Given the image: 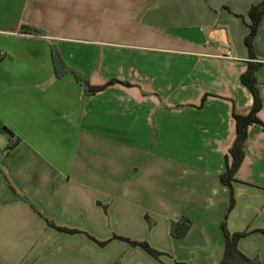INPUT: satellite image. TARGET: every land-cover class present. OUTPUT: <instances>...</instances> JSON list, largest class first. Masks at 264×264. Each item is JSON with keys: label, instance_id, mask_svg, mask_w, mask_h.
I'll return each instance as SVG.
<instances>
[{"label": "crops", "instance_id": "0c3cea01", "mask_svg": "<svg viewBox=\"0 0 264 264\" xmlns=\"http://www.w3.org/2000/svg\"><path fill=\"white\" fill-rule=\"evenodd\" d=\"M263 2L0 0V264H264Z\"/></svg>", "mask_w": 264, "mask_h": 264}, {"label": "trees", "instance_id": "16d2710c", "mask_svg": "<svg viewBox=\"0 0 264 264\" xmlns=\"http://www.w3.org/2000/svg\"><path fill=\"white\" fill-rule=\"evenodd\" d=\"M262 7H264V2L261 4ZM256 23L253 22L250 26L249 34L246 36L245 41L246 45L249 47L251 39L253 37ZM20 31L22 33L26 34H34L38 35L40 33V30L33 26L28 25H21ZM53 60L55 61V53L52 52ZM255 67H250V70L248 69L244 74L240 75V80L250 89V91L254 95V104L248 114H234V119L236 123V137L235 140L229 149L230 155L232 156V161L228 167H226V170L223 175H221V180L224 183H227V177L232 176L237 167L239 166L242 157H243V146L244 142L246 140V129L247 126L250 123H258L261 124L264 127V124L257 118V112L260 109V104H257V92L256 88L254 87V80H253V71ZM74 74L76 80L85 88L86 91H90L92 93L97 92L102 87H92L88 85L87 80L77 71L73 69H69ZM9 133H12L11 131H8ZM147 218V216H146ZM222 229L224 231L225 236V242H224V249H223V255L219 261L218 264H257L258 262L255 259H250L247 256L240 253L237 249V240L240 236H242L243 233H232L230 234L228 230L225 227L224 222L222 223ZM115 238H119L122 240L129 241L130 244L134 246H140L142 247L146 252H148L150 255H152L155 258H158L159 255H162L163 253L152 248L144 241H134L129 240L124 237L120 236H114Z\"/></svg>", "mask_w": 264, "mask_h": 264}, {"label": "rangeland", "instance_id": "374dc122", "mask_svg": "<svg viewBox=\"0 0 264 264\" xmlns=\"http://www.w3.org/2000/svg\"><path fill=\"white\" fill-rule=\"evenodd\" d=\"M115 214V213H114ZM116 215V214H115ZM116 218V217H115ZM111 219H114L113 217L111 218ZM113 224V223H112ZM112 224H111V227H112ZM121 231H125L124 229H121ZM112 235L113 234H115V235H122L123 234V232H120V228H118L117 227V224H116V226H114V227H112ZM145 235H146V237L147 238H149V234L146 232V234H144L143 236L145 237Z\"/></svg>", "mask_w": 264, "mask_h": 264}, {"label": "built area", "instance_id": "2783aa9c", "mask_svg": "<svg viewBox=\"0 0 264 264\" xmlns=\"http://www.w3.org/2000/svg\"><path fill=\"white\" fill-rule=\"evenodd\" d=\"M0 56H1V51H0Z\"/></svg>", "mask_w": 264, "mask_h": 264}]
</instances>
